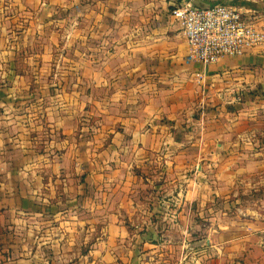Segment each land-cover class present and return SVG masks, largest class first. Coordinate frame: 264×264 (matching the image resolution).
<instances>
[{
  "label": "crops",
  "instance_id": "1",
  "mask_svg": "<svg viewBox=\"0 0 264 264\" xmlns=\"http://www.w3.org/2000/svg\"><path fill=\"white\" fill-rule=\"evenodd\" d=\"M182 1L0 0V264H264V46L187 63Z\"/></svg>",
  "mask_w": 264,
  "mask_h": 264
},
{
  "label": "built area",
  "instance_id": "2",
  "mask_svg": "<svg viewBox=\"0 0 264 264\" xmlns=\"http://www.w3.org/2000/svg\"><path fill=\"white\" fill-rule=\"evenodd\" d=\"M169 17L187 45V63L209 66L264 46V31L247 22L245 12L230 6L196 8L183 0L172 5ZM202 79V74H195L198 83Z\"/></svg>",
  "mask_w": 264,
  "mask_h": 264
},
{
  "label": "water",
  "instance_id": "3",
  "mask_svg": "<svg viewBox=\"0 0 264 264\" xmlns=\"http://www.w3.org/2000/svg\"><path fill=\"white\" fill-rule=\"evenodd\" d=\"M187 2H190L191 0H186Z\"/></svg>",
  "mask_w": 264,
  "mask_h": 264
}]
</instances>
